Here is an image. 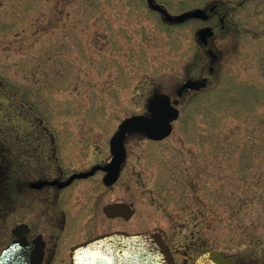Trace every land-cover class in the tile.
<instances>
[{
	"label": "rangeland",
	"instance_id": "374dc122",
	"mask_svg": "<svg viewBox=\"0 0 264 264\" xmlns=\"http://www.w3.org/2000/svg\"><path fill=\"white\" fill-rule=\"evenodd\" d=\"M242 1L157 0L173 14ZM241 7L234 31L215 32L223 60L210 74L196 33L219 19L169 24L147 0H0V148L11 142L15 156L33 130L22 121L41 119L64 138L65 167L105 159L123 119L144 113L154 89L171 94L180 109L171 135H131L119 183L81 189L132 201L134 215L115 223L163 231L178 263L214 249L264 264V0ZM204 75L207 88L177 94ZM15 169L11 185L23 176ZM2 196L0 184V252L20 217L11 208L2 218Z\"/></svg>",
	"mask_w": 264,
	"mask_h": 264
},
{
	"label": "flooded vegetation",
	"instance_id": "af4514ba",
	"mask_svg": "<svg viewBox=\"0 0 264 264\" xmlns=\"http://www.w3.org/2000/svg\"><path fill=\"white\" fill-rule=\"evenodd\" d=\"M247 0L242 1L239 6L232 8L225 7L224 4L214 3L210 6L204 7L207 13L206 18H195L197 20H218L220 24L212 23L210 26L214 29V34L207 37L206 41L199 35V30L205 28L204 26L197 30L196 38L199 45L205 49V52L210 57L209 72L214 73L219 68L223 55L216 46V30L221 27L223 31H234L236 23L232 20L234 12L240 10L242 5H245ZM149 8L161 14L163 20L165 17L159 8L156 7V1L147 0ZM74 12H67V16L73 15ZM72 29L74 30V19H72ZM229 21V23H228ZM170 24V22L166 21ZM183 23V22H182ZM73 32V31H72ZM72 43L78 40L77 35L72 34L70 37ZM70 74H74L72 68ZM188 79H207L209 84V77L204 75L197 78ZM198 92L200 90L187 89L186 92ZM164 91L154 89L153 96ZM166 93V92H164ZM26 127H33L30 135L21 136L20 151L15 156H12L10 142L7 145L4 158L8 164L9 176L6 178V187L4 193V209L3 217L5 220L9 219L11 208H18L20 214L19 223H17L11 230L13 235L12 240L17 238L14 235V228L21 225L19 237L28 242L38 241L44 245V255L42 264H72L71 250L82 243L91 241L100 236L114 233L117 231H127L129 233L139 232V230L125 228L122 225L115 223V220L130 219L135 213L134 203L123 198L106 199L102 194L98 193V188L91 194L89 190L83 191L82 186H86L89 182L99 181L101 183L102 193L107 188H112L119 183L123 171L126 169L128 162V152L125 163L122 166L119 178L113 184H107L105 177L107 170L105 166L112 159L111 152V138L108 139L109 152L105 155V159H100L90 163L85 156L78 159L74 164L66 166L63 163L62 157L65 142L63 137L55 136L48 128L44 120H23ZM35 129V130H34ZM27 130H24L26 134ZM34 145V146H33ZM127 145V144H126ZM127 148V146H126ZM19 160V161H17ZM19 166L22 177L11 185L12 174L10 167ZM94 173L88 177H75L68 184L64 182L70 179L71 176L89 172L94 169ZM16 170V169H15ZM9 180V181H8ZM98 186V184H96ZM99 187V186H98ZM18 191L19 199L15 198ZM88 191V192H87ZM93 198V199H92ZM116 203H128L131 207L130 216L128 211L126 214H120L119 210L108 212L106 207ZM19 206V207H18ZM148 231V230H147ZM165 240L170 244L174 254L175 251L162 231ZM11 240V241H12ZM202 253V252H201ZM200 253V254H201ZM199 254V255H200ZM176 256V255H175ZM198 256V255H197ZM190 259L187 258L177 264H192L188 263ZM240 264H243L237 260Z\"/></svg>",
	"mask_w": 264,
	"mask_h": 264
},
{
	"label": "water",
	"instance_id": "95a60500",
	"mask_svg": "<svg viewBox=\"0 0 264 264\" xmlns=\"http://www.w3.org/2000/svg\"><path fill=\"white\" fill-rule=\"evenodd\" d=\"M150 2L152 4V0ZM156 7L162 11L165 18L170 22H183L189 18H206L207 16L205 10L202 8L185 11L179 15H172L166 9L158 5ZM198 33L206 41V38L212 35L213 31L211 28H204ZM206 85V81L188 80L181 86L178 95H182L186 88L200 89ZM175 103H178V100H175ZM148 108L151 112L150 116L134 115L125 119L113 136L112 151L114 157L112 162L105 167L109 171L105 179L108 184L115 182L120 174L122 164L126 159L125 140L129 133H143L149 138L159 140L167 137L172 132V122L178 118L179 110L172 105L171 97L166 94L156 95L150 99ZM94 170L95 168L90 172L73 175L64 184H68L75 177H88L94 173ZM114 208V206H111L109 210L111 211ZM27 247L31 248L23 252L22 249L25 248L23 243L14 242L2 252L0 264H41L42 251L38 244L33 243ZM92 252L101 254V256L112 252H121L122 259L118 261L119 264H176L169 246L163 240L160 233H138L131 235L116 232L107 234L72 250L73 264H87L88 255L92 254ZM195 264L237 263L222 253L209 251L202 254Z\"/></svg>",
	"mask_w": 264,
	"mask_h": 264
},
{
	"label": "trees",
	"instance_id": "16d2710c",
	"mask_svg": "<svg viewBox=\"0 0 264 264\" xmlns=\"http://www.w3.org/2000/svg\"><path fill=\"white\" fill-rule=\"evenodd\" d=\"M3 146H4V149H3ZM3 146H1V148H0V149H2L1 152H0L1 153L0 158H1V156H2V158L5 157L4 154H5V151H6V148H7L6 143H4ZM7 176H9L8 164H4V162L2 160H0V179H1L0 180V184H1L2 192H3V196L2 197H4V193H5V188L4 187H6V184H7L6 183ZM14 176L15 175H13L12 178Z\"/></svg>",
	"mask_w": 264,
	"mask_h": 264
}]
</instances>
